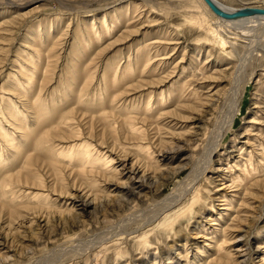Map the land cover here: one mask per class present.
Listing matches in <instances>:
<instances>
[{"label": "rangeland", "instance_id": "374dc122", "mask_svg": "<svg viewBox=\"0 0 264 264\" xmlns=\"http://www.w3.org/2000/svg\"><path fill=\"white\" fill-rule=\"evenodd\" d=\"M210 14L0 0V132L19 141L1 146L0 264H264V56L227 28L222 47ZM71 143L110 162L84 169ZM249 159L263 172L233 183Z\"/></svg>", "mask_w": 264, "mask_h": 264}, {"label": "bare ground", "instance_id": "6f19581e", "mask_svg": "<svg viewBox=\"0 0 264 264\" xmlns=\"http://www.w3.org/2000/svg\"><path fill=\"white\" fill-rule=\"evenodd\" d=\"M219 4H221L223 7H225V8H227V9H229V10H235V9H237V8H234V7H228V6H226V5H224L222 2H220L219 0H216ZM200 2L202 3V5L205 7V9L209 12V13H211L212 15H214L215 16V20L217 19L218 21H219V23L221 24V29H215L213 32H214V36L216 37V38H218V40L221 42V45H222V47H227V45L228 44H230V41L229 40H227L226 38H225V36L221 33L222 31H223V29L222 28H227V30H230L231 31V33H232V37H243V38H245V39H247L246 41H247V43H249L248 45L250 46V49L251 50H253L255 53L254 54H256V57H257V55L258 56H264V44H261V43H254L253 42V39H254V37L256 36V34H255V30L259 27H261V29H262V27L264 28V16H253V17H247V18H238V19H234V20H227V19H223V18H221V17H219V16H217V15H215L214 13H213V11L209 8V6L205 3V1L204 0H200ZM246 4V3H245ZM252 6V5H251ZM253 6H256V5H253ZM210 14V15H211ZM225 32V31H224ZM215 38V39H216ZM261 39V38H260ZM259 40V39H258ZM225 41L227 42V43H225ZM245 41V42H246ZM260 41H263V40H260ZM235 44V43H234ZM248 46V47H249ZM246 50V49H245ZM252 51V52H253ZM251 52V51H250ZM249 53V52H248ZM247 54V53H246ZM249 56V55H248ZM249 57H247V59H248ZM246 59V58H245ZM244 59V60H245ZM243 60V59H242ZM259 61V60H258ZM245 64V63H244ZM241 66V65H240ZM245 66H246V64H245ZM247 68V67H246ZM253 71V70H252ZM243 73V72H242ZM251 74V73H250ZM236 75H238L239 77L240 76H242L241 75V73H236ZM246 75V74H245ZM29 76V75H28ZM30 77V76H29ZM261 77H262V75H261ZM32 78H33V74H32V76H31V80H29L28 79V82H29V84H31V83H33L32 82ZM238 78V77H237ZM240 79V78H239ZM249 79V78H248ZM241 80V79H240ZM242 82V81H241ZM20 84H21V82H20ZM190 87V86H189ZM197 91V90H196ZM196 94V93H195ZM42 97V95L40 96V98ZM37 100H38V98H37ZM37 100L33 103V110H35L34 112H39L40 110H43V108H44V106L45 105H43V103L42 102H37ZM148 104H150V103H148ZM148 110V109H147ZM41 113V112H40ZM38 114V116L36 117V118H38L39 117V113H37ZM10 117H11V115H9ZM36 116V115H35ZM41 116V115H40ZM46 117V116H45ZM12 118V117H11ZM46 119V118H45ZM13 120L14 121H18V120H16V119H14L13 118ZM9 122V121H8ZM19 122V121H18ZM233 122V121H232ZM39 123V122H38ZM232 124V123H231ZM230 125V124H229ZM229 125H228V128H230L229 127ZM0 128H2L3 129V127L1 126V124H0ZM16 128V127H15ZM18 128H20V129H24L25 130V126H21V127H18ZM23 130V131H24ZM70 130V129H69ZM27 132H28V130H27ZM27 132L25 131V133L23 134V138H25L26 137V134H27ZM78 133V132H77ZM29 135V134H28ZM0 136H1V138H0V157H2V155H3V152H2V148H1V146H2V143L6 140V141H8V145H9V147H10V150L11 151H15L14 149H17L18 147H17V145L16 144H18V142L19 141H17L16 142V140H14L12 137H14L13 136V134H11L10 135V137H11V139L10 140H8L9 139V137H8V135L7 134H5L4 132H0ZM30 137V136H29ZM8 138V139H7ZM217 139V138H216ZM220 140V139H219ZM73 141V140H72ZM76 141V140H75ZM80 141V140H79ZM217 141H215V143H216ZM83 143V142H82ZM7 144V143H6ZM212 144H214V143H212ZM43 145V144H42ZM87 147V144L86 145H83V144H81V145H72V143L70 144V145H67L66 146V153L65 154H67V158H69V160H71V161H78L80 164H81V166L85 169V167H86V165H88V164H91V165H93L94 167L95 166H99L100 164H102V159H105V161H106V163H109L110 161H109V159H108V156H106L105 154L103 155H101V156H99L100 155V151H97V153H99V158H93L92 156L94 155L93 153H92V151H90V149H87L86 148ZM143 148V147H142ZM217 148V147H216ZM141 150V149H140ZM212 150V149H211ZM64 151V150H63ZM62 151V153H64ZM149 151V150H148ZM20 153V152H19ZM18 153V154H19ZM61 153V152H60ZM148 153H150V152H148ZM64 154V155H65ZM60 155H62V154H60ZM1 159V158H0ZM207 160V159H206ZM111 161H113V158L111 159ZM209 161H210V163H212L213 161H212V155H211V153H210V159H209ZM208 162V161H207ZM209 163V162H208ZM78 165V164H77ZM88 167V166H87ZM94 167H92V168H94ZM111 169V168H110ZM136 169V168H135ZM135 169H133V170H135ZM243 171H244V174H242V176H235V178H233V180H232V182L233 183H236V182H238V181H240L239 182V185H242V186H246L247 184H248V182H249V177H255V175H257V173L259 172H263V170H261V166L258 164V163H256L255 162V159L252 161V159H249L248 161H247V164H245V168L243 169ZM133 173H135V171H132ZM33 175H35V174H33ZM252 179V178H251ZM30 180V179H29ZM28 181V180H27ZM227 186H225V187H222V188H220V190L221 189H225ZM198 188V187H197ZM28 190V189H27ZM14 192V191H13ZM20 192V191H19ZM29 192V191H28ZM32 192V191H31ZM225 192V193H224ZM224 192H218V194H219V197H221V201H223L225 204H224V207H222V209H230V206H229V199H228V197H227V194H226V191H224ZM195 193V192H194ZM22 194V193H21ZM36 194V193H35ZM217 194V195H218ZM20 195V194H19ZM18 195V196H19ZM22 195H24V194H22ZM28 195V194H27ZM29 197V196H28ZM34 197V196H33ZM32 197V198H33ZM42 197V196H41ZM51 198V197H50ZM195 198V196L193 197V199ZM199 199V196H197L196 198H195V202H196V200H198ZM218 199V198H217ZM220 199V198H219ZM47 201V200H46ZM194 202V203H195ZM194 203L192 202V206H191V204L185 209V211L187 212V211H191V210H193V205H194ZM89 204H83V207H82V209L83 210H85L86 209V206H88ZM182 207V206H181ZM46 208V207H45ZM50 209H51V207H50ZM215 211V210H214ZM175 214V213H174ZM176 215V214H175ZM177 215H178V213H177ZM182 215V213H180V215L179 216H181ZM167 221V220H166ZM168 222V221H167ZM166 222V223H167ZM172 221H170V222H168V224H170ZM145 235H146V233H145ZM143 236H144V234H143ZM143 236H141V238L143 237ZM141 238H140V240H141ZM148 241V240H147ZM146 242V241H145ZM147 243V242H146Z\"/></svg>", "mask_w": 264, "mask_h": 264}, {"label": "water", "instance_id": "95a60500", "mask_svg": "<svg viewBox=\"0 0 264 264\" xmlns=\"http://www.w3.org/2000/svg\"><path fill=\"white\" fill-rule=\"evenodd\" d=\"M213 13L223 19L234 20L253 16H264V7L243 6L235 10H229L219 4L216 0H204Z\"/></svg>", "mask_w": 264, "mask_h": 264}]
</instances>
